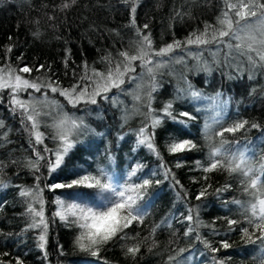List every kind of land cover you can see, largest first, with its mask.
Segmentation results:
<instances>
[{
	"label": "trees",
	"instance_id": "trees-1",
	"mask_svg": "<svg viewBox=\"0 0 264 264\" xmlns=\"http://www.w3.org/2000/svg\"><path fill=\"white\" fill-rule=\"evenodd\" d=\"M233 1L0 0V70L68 91L113 85L77 106L34 93L80 122L60 162L51 126L32 139L29 114L0 90V264H264V66L228 54ZM145 54L169 63L139 101ZM217 96L227 111L212 128ZM178 141L191 147L176 152ZM242 148L247 167L235 164ZM90 179L115 184L101 211L129 222L91 249L56 214L64 198L97 200Z\"/></svg>",
	"mask_w": 264,
	"mask_h": 264
},
{
	"label": "rangeland",
	"instance_id": "rangeland-1",
	"mask_svg": "<svg viewBox=\"0 0 264 264\" xmlns=\"http://www.w3.org/2000/svg\"><path fill=\"white\" fill-rule=\"evenodd\" d=\"M230 8L233 18L238 25L233 27L235 22L233 19V28L232 32L228 35L229 40L226 48L228 49V54H232L236 60L242 63L246 62L248 65V68H246L248 70L253 69L256 71L259 67H262V65L264 66V13H261L258 10L252 0H234L233 3L230 4ZM218 39V36L210 37V39H199L197 42H193L195 43V47L193 46L194 48L190 53H196L195 51L199 49V45L213 44ZM212 50L214 55V53L217 52V49L212 48ZM159 57L161 58V56ZM168 59L169 58L165 57L158 61L152 59L151 55L145 54V57L142 59L145 62L142 64L140 63V78L144 75L147 77L144 78V81L141 80L140 82L139 101L141 100V96L147 97L149 95L150 88H157L159 85L158 78H155L154 74L152 75L151 69L158 68L157 66H159V68H164L169 63L167 62ZM155 62L159 63L155 64ZM146 71L149 73V76L148 74H144ZM42 88L50 90L51 92H58V96L60 97L61 95L63 97L62 101H66L70 106H77L82 103L92 104V102L97 99L96 96H99L100 93L110 92L113 85H109L105 88L101 87V89L96 91H68L62 90L56 86H41L40 84L28 81V79H25L20 73L0 70V90L11 91L14 95L13 100L11 101L22 111L27 112L26 114H29L30 119H32L31 121L35 124L37 131L34 126L30 124L32 127V139L40 142L43 141L44 135L40 131L43 125L47 127L51 126L55 134L58 136L57 141L60 151L56 154V158L58 159L57 161L60 162L63 161L68 150L72 148V135L75 132V126L80 125V122L68 116L64 109L60 107L59 102L61 98L53 95H49L48 97L34 94L43 90ZM52 97L56 98L53 99ZM102 97L105 100L107 99V96L105 95ZM197 98L198 97H196V99ZM207 102L206 111L209 115L208 123L213 128L223 120V116H225L227 111V104L220 96L214 97ZM172 146L173 150L176 152L191 147V145L185 141H178V143L174 142ZM251 156L252 155L248 149L242 148L234 154V160L236 161L235 164L247 167L250 163ZM136 171V169L133 170L128 176V179H131L136 174ZM111 180L113 181V178H111ZM81 182L85 185H95L100 189V195L97 200L95 202H85L81 198L72 200L64 198L56 203L58 205L56 214L65 225L79 226L83 240L86 243L85 245L91 249L90 247L112 237L121 226L123 227L124 224L129 222H125L126 219L121 211H101L103 207L108 205L106 195L112 196V194L116 192L114 189L115 184L109 183L104 185L95 179H90L85 182L84 180H81ZM131 189H128V193L134 192V190ZM121 201L120 204L122 206H128L134 202L132 196L129 194L128 197Z\"/></svg>",
	"mask_w": 264,
	"mask_h": 264
},
{
	"label": "bare ground",
	"instance_id": "bare-ground-1",
	"mask_svg": "<svg viewBox=\"0 0 264 264\" xmlns=\"http://www.w3.org/2000/svg\"><path fill=\"white\" fill-rule=\"evenodd\" d=\"M252 153L256 155L257 154V149L256 150L255 149H252Z\"/></svg>",
	"mask_w": 264,
	"mask_h": 264
}]
</instances>
